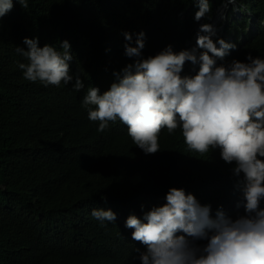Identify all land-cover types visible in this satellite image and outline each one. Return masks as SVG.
<instances>
[{"label":"trees","instance_id":"16d2710c","mask_svg":"<svg viewBox=\"0 0 264 264\" xmlns=\"http://www.w3.org/2000/svg\"><path fill=\"white\" fill-rule=\"evenodd\" d=\"M26 2L23 8L13 0L0 21V264H140L136 249H146L132 240L126 219H142L163 206L170 188L210 205L213 218L221 207L233 220L245 214L243 174L235 176L234 164L225 163L219 150H189L179 129L170 136L165 128L160 152L145 155L126 126L117 121L99 133L81 106L89 87L103 94L116 82L113 73L134 62L125 56V32L132 34V46L145 33L143 58L169 45L175 53L196 49L199 55L193 0ZM209 2L203 24H211L223 4ZM237 9L241 18L232 11L225 25V42L236 48L223 60L214 58L217 66L247 62L249 53L264 59V0H237ZM25 37L59 51L67 40L70 74L80 76L84 89L26 81L17 62L27 61L15 51L27 50ZM197 71L198 65L186 62L181 75ZM93 208L111 209L117 220L101 226L91 216Z\"/></svg>","mask_w":264,"mask_h":264},{"label":"clouds","instance_id":"9594fccd","mask_svg":"<svg viewBox=\"0 0 264 264\" xmlns=\"http://www.w3.org/2000/svg\"><path fill=\"white\" fill-rule=\"evenodd\" d=\"M17 2L28 7L26 0ZM221 2L226 7L236 0ZM193 3L199 9L195 21L210 13L209 0ZM13 6V0H0V21ZM199 32L196 44L203 50L199 55L196 49L175 53L169 45L147 58L142 56L145 33L136 35L135 46L132 34L123 33L125 56L134 62L113 73L116 82L103 94L98 87H89L81 106L89 121L98 123L99 133L117 121L126 126L145 155L160 152L162 129L170 136L179 129L189 150L200 154L219 150L225 163L234 164V175L243 174L245 214L235 220L222 207L213 218L210 205H201L182 188H170L166 203L142 219L129 215L125 226L133 230L132 240L146 249H136L140 264H264V59L249 53L247 62L233 59L217 66L214 58L223 60L236 45L222 38L214 42L217 30L209 23ZM23 44L27 50L17 46L15 51L27 61L17 62L26 81L57 88L71 83L73 91L84 89L80 76L70 74L73 55L67 40L60 43L62 51L48 44L38 46V37H25ZM186 62L198 65L194 76L181 75ZM91 216L101 226L117 220L111 209L93 208Z\"/></svg>","mask_w":264,"mask_h":264},{"label":"rangeland","instance_id":"374dc122","mask_svg":"<svg viewBox=\"0 0 264 264\" xmlns=\"http://www.w3.org/2000/svg\"><path fill=\"white\" fill-rule=\"evenodd\" d=\"M221 11H223L222 14L220 13V16L222 15V18L218 22H216L217 20H215V18H214L212 23H211V25H213V27L216 28V30H217V34H216V36L213 37V41H216V40L221 39V38L225 40V25L228 22V15L232 11H234L233 12V17L234 18H236V19H240L241 18V13L237 9V2L235 4H231V5L226 6L225 8H222L218 12H221ZM218 12H217V14H218ZM201 25H203L202 20L199 21V25H198V28H197L198 32H199V29H200ZM199 34L200 35H205V33H200V32H199ZM196 40H197V38H196Z\"/></svg>","mask_w":264,"mask_h":264},{"label":"water","instance_id":"95a60500","mask_svg":"<svg viewBox=\"0 0 264 264\" xmlns=\"http://www.w3.org/2000/svg\"><path fill=\"white\" fill-rule=\"evenodd\" d=\"M236 2H237V0H236ZM228 5H231V4H227V6ZM222 8H225V5L224 4H222L221 6H219L218 7V9L216 10V13L218 12V11H220ZM216 15V14H215ZM221 18H222V15L220 16Z\"/></svg>","mask_w":264,"mask_h":264},{"label":"bare ground","instance_id":"6f19581e","mask_svg":"<svg viewBox=\"0 0 264 264\" xmlns=\"http://www.w3.org/2000/svg\"><path fill=\"white\" fill-rule=\"evenodd\" d=\"M220 13L222 14L223 11L218 12L219 15L216 13V16H215V20H217L216 22H218V21L221 19V17H220Z\"/></svg>","mask_w":264,"mask_h":264}]
</instances>
